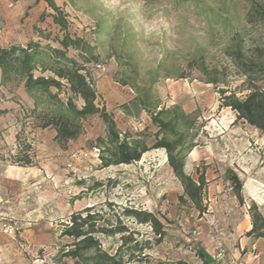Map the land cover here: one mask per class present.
I'll return each mask as SVG.
<instances>
[{
	"label": "rangeland",
	"instance_id": "374dc122",
	"mask_svg": "<svg viewBox=\"0 0 264 264\" xmlns=\"http://www.w3.org/2000/svg\"><path fill=\"white\" fill-rule=\"evenodd\" d=\"M66 17L65 31L53 23L45 3L0 0V43L26 46L30 41L59 48L64 33L83 39L98 103L113 116L120 138L143 143L148 151L131 164L103 167L106 127L98 115L82 121L83 132L65 149L54 142L52 128L35 127L45 98L34 100L22 86H8L13 102L9 128L16 141L7 146L8 119L0 113V264H74L62 254L73 243L63 236L72 213L90 208L98 225L124 226L140 250L124 256L125 264H264V238L246 237L254 203L264 216V134L220 106V89L238 98L248 94L245 77L229 56L233 38L245 55L264 46V24L246 22V0H57ZM43 15V16H42ZM35 77L39 72H35ZM48 74H45L47 76ZM209 81H214L210 83ZM256 84L264 89V79ZM21 87L23 89H21ZM65 100V88L58 92ZM0 98L6 97L0 91ZM77 107L82 106L75 99ZM194 114L184 147L193 143L184 171L193 178L204 172L205 212L179 197L183 189L167 163L162 137L150 113ZM167 111L169 113L167 114ZM3 119V120H2ZM181 130V129H179ZM23 143L33 166L13 165ZM9 166L15 169L9 170ZM243 181V204L233 196L225 172ZM125 210L148 212L163 225L154 235ZM121 234H97L103 251L115 254ZM127 247L123 248L125 251Z\"/></svg>",
	"mask_w": 264,
	"mask_h": 264
},
{
	"label": "trees",
	"instance_id": "16d2710c",
	"mask_svg": "<svg viewBox=\"0 0 264 264\" xmlns=\"http://www.w3.org/2000/svg\"><path fill=\"white\" fill-rule=\"evenodd\" d=\"M17 2L19 0H9ZM34 3H45L55 14L52 16L53 23L65 31L67 28L66 17L63 11L56 5L57 0H25ZM249 9L246 15V22L250 25L264 24V0H246ZM43 16V15H42ZM241 39L238 36L233 38V49L229 56L235 66L245 77L247 90L244 98H238L234 92L227 94L226 90L220 89V106L229 108L235 113V121H242L264 134V89L256 82L264 79V46L256 45L251 55H245L242 49ZM59 48L49 45L42 46L40 42L30 41L26 46L10 45L0 46V85L8 88L22 86L34 100L32 113L38 111V98L40 94L45 98L43 110L36 114L40 129L52 128L55 131L54 142L62 149H65L69 142L76 140L83 132L82 121L87 117L98 115L106 127V136L100 141L107 147L103 152L106 156H101L103 167L110 165L131 164L141 159L143 153L148 148L139 142H128L125 138H120L113 116L106 110L104 105L97 101L98 95L94 87V82L85 64L87 57L78 54L81 62L67 55L69 49L84 50L86 44L83 39L72 38L64 33L58 41ZM35 72L40 75L35 77ZM45 74H48L45 76ZM213 83L214 81H209ZM51 88L58 92L65 88V100L59 98V93H52ZM75 99L82 101V106L77 107ZM169 111H167V114ZM163 112L150 113L151 120L159 129L162 137L157 140L154 149H164L167 155V163L174 176L179 181L183 194L179 199L189 202L202 214L205 212L203 197L207 182L204 172H198L196 178L188 175L184 171L185 159L195 147L193 143L184 147L186 133L193 128L194 114H185L183 111H175L168 120L163 119ZM181 129V130H179ZM11 163L19 167L33 166L32 157L28 154L31 146L23 143L22 147ZM225 181L231 185L233 196L239 204H243V181L238 174L231 169L225 172ZM126 215L133 216L139 223H148L154 235L159 236L158 241L164 236L162 223L151 213L125 210ZM251 222V229L246 232V237L255 239L264 238V216L258 207L253 203L248 209ZM98 214H91L90 208L72 213L68 222L64 224L63 236L73 238V243L66 246L68 249L62 257L73 260L74 264H125L124 256L129 254L132 258V251L140 250L138 242L131 245L135 239L133 233H128L126 227H105L98 225ZM121 234V245L116 253L111 255L103 251L101 244L96 238L97 234L113 235ZM127 247L125 251L123 248ZM203 264H211L209 259L200 253ZM173 264H188L178 261Z\"/></svg>",
	"mask_w": 264,
	"mask_h": 264
},
{
	"label": "crops",
	"instance_id": "0c3cea01",
	"mask_svg": "<svg viewBox=\"0 0 264 264\" xmlns=\"http://www.w3.org/2000/svg\"><path fill=\"white\" fill-rule=\"evenodd\" d=\"M0 46L3 47L6 45H2V43H0ZM0 82H1V72H0ZM21 89H23V88L21 87ZM0 91L6 97L5 101L0 98V113L2 115H4V116H2L3 118L6 117V119H8V123H9V119L11 116V109L13 108V102L9 98H10V96H13V95H12V93H10L8 91L7 88L2 87L1 85H0ZM5 126L7 128V131H6L7 136H5V138H4L5 142H6L7 146H12L16 141L15 133H14V131L12 132V130L9 128L10 123L8 125H5ZM8 168H9V170L15 169L14 166H9Z\"/></svg>",
	"mask_w": 264,
	"mask_h": 264
}]
</instances>
